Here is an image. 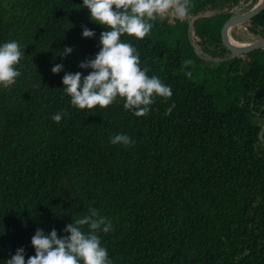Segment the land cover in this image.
Instances as JSON below:
<instances>
[{"label": "trees", "instance_id": "16d2710c", "mask_svg": "<svg viewBox=\"0 0 264 264\" xmlns=\"http://www.w3.org/2000/svg\"><path fill=\"white\" fill-rule=\"evenodd\" d=\"M256 2L191 0L188 18L123 35L173 92L137 117L119 97L75 108L63 88L66 72L91 71L79 64L108 30L83 0H0V45L25 53L16 83L0 86V264L21 247L27 261L37 228L68 235L90 207L112 222L99 234L112 264H264V46L238 52L221 37ZM231 34L264 37V8ZM57 113L67 115L57 123ZM117 134L133 143H110Z\"/></svg>", "mask_w": 264, "mask_h": 264}, {"label": "clouds", "instance_id": "9594fccd", "mask_svg": "<svg viewBox=\"0 0 264 264\" xmlns=\"http://www.w3.org/2000/svg\"><path fill=\"white\" fill-rule=\"evenodd\" d=\"M193 6L191 0H83V7L90 11L91 20L108 30L100 34V51L95 58L79 64L80 68L91 71L86 76L81 72H66L62 78L63 88L71 97V105L81 110H91L96 106L107 108L119 97L124 99L126 110H134V115L140 117L150 112L156 97L171 98V87L155 75L149 77V70L140 67L137 49L131 43L123 42L121 37L127 34L142 40L150 34L153 22L158 18L184 20L189 17ZM82 35L92 38L95 33L85 27ZM72 51L71 47H66L63 55ZM24 54L15 40L0 45V86L10 90L16 83L21 75L16 65ZM191 63L190 60L185 61V64ZM62 70V64L51 68L53 74ZM174 107L173 104L165 114L170 115ZM65 115L67 113H57L52 119L59 123ZM110 143L129 146L133 141L126 134H117ZM113 230L111 220L90 207L87 215L73 220L63 229L68 235L58 236L56 229L45 234L37 228L31 238L35 255L26 261L25 249L21 247L6 264H112L107 249L101 245L99 234Z\"/></svg>", "mask_w": 264, "mask_h": 264}, {"label": "water", "instance_id": "95a60500", "mask_svg": "<svg viewBox=\"0 0 264 264\" xmlns=\"http://www.w3.org/2000/svg\"><path fill=\"white\" fill-rule=\"evenodd\" d=\"M264 8V0L257 2L248 10L229 16L221 27V37L225 45L231 50L242 52L252 48L264 46V37H256L248 40H237L231 34L233 25L242 20L252 18Z\"/></svg>", "mask_w": 264, "mask_h": 264}, {"label": "rangeland", "instance_id": "374dc122", "mask_svg": "<svg viewBox=\"0 0 264 264\" xmlns=\"http://www.w3.org/2000/svg\"><path fill=\"white\" fill-rule=\"evenodd\" d=\"M232 30V29H231Z\"/></svg>", "mask_w": 264, "mask_h": 264}]
</instances>
